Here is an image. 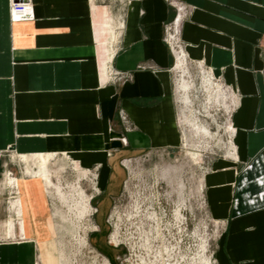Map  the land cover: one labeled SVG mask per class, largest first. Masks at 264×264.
<instances>
[{"label": "crops", "instance_id": "obj_1", "mask_svg": "<svg viewBox=\"0 0 264 264\" xmlns=\"http://www.w3.org/2000/svg\"><path fill=\"white\" fill-rule=\"evenodd\" d=\"M32 7L35 19L13 22L10 0H0V264H38V254L44 264L51 220L36 157L101 164L106 187L107 155L118 145L109 122L118 125L119 109L137 129L127 136L131 148L177 144L175 53L164 40L175 19L184 64L208 69L234 102L232 153L201 184L210 216L225 222L216 264H264V0H124L118 11L102 0H32Z\"/></svg>", "mask_w": 264, "mask_h": 264}, {"label": "rangeland", "instance_id": "obj_2", "mask_svg": "<svg viewBox=\"0 0 264 264\" xmlns=\"http://www.w3.org/2000/svg\"><path fill=\"white\" fill-rule=\"evenodd\" d=\"M102 1L114 11L124 3ZM166 45L174 52L175 45ZM176 62L171 71L176 145L131 148L127 136L137 129L119 109L118 125L109 122L110 132L118 130L111 138L118 145L107 155L106 187L100 186L101 164L85 169L68 156L49 160L51 184L45 182V199L51 236L43 245L44 264H103L104 259L109 264H216L225 222L210 216L201 184L213 163L232 153L228 117L234 102L208 69L189 60L175 68ZM205 78L209 87L203 83ZM186 85L190 88L182 90ZM13 174L14 178L20 175ZM52 186L61 188L62 198ZM78 187L90 208L79 220ZM154 213V219L147 215ZM77 228L78 236L85 238L84 246L75 239ZM40 259L38 254V264Z\"/></svg>", "mask_w": 264, "mask_h": 264}, {"label": "bare ground", "instance_id": "obj_3", "mask_svg": "<svg viewBox=\"0 0 264 264\" xmlns=\"http://www.w3.org/2000/svg\"><path fill=\"white\" fill-rule=\"evenodd\" d=\"M32 13H33V17H34V19H35V12H34V7H32ZM116 32V31H115ZM175 52V60H176V57H177V64H178V66L179 65H182V62H184L183 61V58H182V56L184 57V53H183V50L181 51V50H179V51H174ZM177 64H176V66H177ZM210 79V78H209ZM210 80H207L206 78H205V80L203 81V83H204V85H205V87H209V82ZM209 82V83H208ZM212 86V85H211ZM216 86V85H215ZM184 87H185V89H189L190 88V85H186V86H183V89L182 90H184ZM214 87V86H213ZM216 88H219V87H216ZM217 90V89H216ZM214 93V92H213ZM221 93V92H220ZM220 93H217V98L218 97H220L221 96V94ZM223 94V93H222ZM223 96V95H222ZM231 130H232V128H231ZM48 160H49V158L48 157H46V156H38V157H36L35 158V161L37 162V164L39 165V171H38V173H37V175H39L47 184H51V182H50V180H49V176H48V168H47V164H48ZM34 161V162H35ZM53 188H54V191H55V193L57 194V196L59 197V198H62L63 197V193H62V190H61V188L59 187V186H52ZM181 188V187H180ZM77 197H78V202L79 203H77L76 205H77V210L76 211H78L79 212V215H78V220L79 219H81L83 216H84V214H88L89 213V206H88V204H85V201H86V195H85V193L82 191V190H80V188L78 187L77 188ZM89 200H90V197H89ZM149 212V211H148ZM148 216H149V218L150 219H154L155 218V213H154V216H151V214L149 215V214H147ZM152 215H153V213H152ZM176 215L177 216H181L180 215V213L178 212V213H176ZM148 218V217H147ZM148 218V219H149ZM176 218H178V217H176ZM146 219V218H145ZM147 219V220H148ZM157 219V218H156ZM83 220V219H82ZM153 221V220H152ZM158 220H156V222H157ZM155 222V223H156ZM159 222V221H158ZM159 225L160 224H157L156 226H158L159 227ZM155 227V226H154ZM76 233H75V239H76V241H77V243H79L80 245H82V246H84V244L86 243L85 242V238H81V237H79L78 236V228L76 229V231H75ZM116 233V235H115V240H114V233L112 234V237H113V240H114V242L116 243V237H117V232H115ZM156 234H157V236L160 234V232H159V234L156 232ZM146 235H149V233L147 234L146 233ZM145 235V236H146ZM151 235V234H150ZM154 237H156V236H154ZM148 238L146 237V240H147ZM156 239V238H155ZM146 240H144V243H145V241ZM146 245H148V243H146L145 244V246ZM161 247V246H160ZM163 247V246H162ZM204 250V249H203ZM209 260H207L206 262H208ZM144 261H141V263L140 264H144L143 263ZM205 262V263H206ZM103 264H109L108 263V261H106L105 259H104V263Z\"/></svg>", "mask_w": 264, "mask_h": 264}, {"label": "built area", "instance_id": "obj_4", "mask_svg": "<svg viewBox=\"0 0 264 264\" xmlns=\"http://www.w3.org/2000/svg\"><path fill=\"white\" fill-rule=\"evenodd\" d=\"M32 0H10V17L13 22L31 21L34 19L32 13ZM178 25L175 19L174 23L166 26L164 40L172 46L174 51H182L181 44L178 42Z\"/></svg>", "mask_w": 264, "mask_h": 264}]
</instances>
